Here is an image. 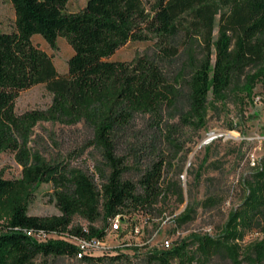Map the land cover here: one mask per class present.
<instances>
[{
    "label": "trees",
    "instance_id": "16d2710c",
    "mask_svg": "<svg viewBox=\"0 0 264 264\" xmlns=\"http://www.w3.org/2000/svg\"><path fill=\"white\" fill-rule=\"evenodd\" d=\"M10 2L14 28L0 29V154L16 153L23 172L14 180L0 176V264H33L38 257L123 263L128 256L119 253L78 260L77 247L71 243L39 242L28 236L34 230L104 238L106 230L95 226L101 217L108 222L117 215L148 217L169 197L182 201L183 190L166 180V164L171 163L160 159L138 181H131L125 178L127 169L115 143L116 132L136 115L175 106L179 84L170 82L155 59L125 62L113 56L151 34L159 40L160 56L175 61L180 55L176 40L183 35L194 69L183 122L204 128L212 102L226 101L239 89L250 95L255 84L264 81V0H88L77 13L66 12L69 0ZM35 37L52 49L60 38L68 42L73 55L67 73H58L52 57L34 43ZM38 85L53 95L52 106L18 116L15 105L20 94ZM81 121L94 130L92 144L110 169L101 184L63 164L52 166L37 159L31 164L25 149L38 123ZM41 184L53 185L60 215H29L30 201ZM244 193L218 236L192 235L170 250L154 249L150 263L193 264L199 258L208 263L219 258L230 264H264V158L244 180ZM76 217L88 227L74 226ZM193 219L191 214L182 215L178 227ZM252 234L261 239L245 245Z\"/></svg>",
    "mask_w": 264,
    "mask_h": 264
},
{
    "label": "rangeland",
    "instance_id": "374dc122",
    "mask_svg": "<svg viewBox=\"0 0 264 264\" xmlns=\"http://www.w3.org/2000/svg\"><path fill=\"white\" fill-rule=\"evenodd\" d=\"M87 2L69 0L66 12L77 13ZM14 22L15 12L10 0H0V29L10 32ZM158 41L154 35L148 34L147 40L130 42L122 47L113 59L131 62L139 57H150L157 60L170 82L179 84V99L175 106L165 105L158 112L136 115L116 132L115 143L117 155L124 160L127 169L126 179L138 181L154 162L165 159L171 163V166L166 164V180L183 190V198L180 201L175 196L169 197L165 205H159L151 214L152 220H145V227H141L138 234L135 228H128L130 240L121 233L107 238L109 254L128 256L120 264H156L150 263L149 253L154 249L164 250L166 240L180 244L192 235L218 236L229 214L243 201L244 180L256 169L252 162L264 158V81L257 82L250 95L239 89L233 91L226 101L212 102L206 126L195 128L183 122L188 111V81L194 72L185 50L187 39L182 35L176 40L180 55L175 61L160 56ZM34 43L52 57L59 74L67 73L73 50L65 39L60 38L55 49L41 37H35ZM176 79L179 82L176 83ZM52 103L53 95L45 85H38L20 94L15 111L18 116L47 111ZM93 138L94 130L83 121L74 125L40 122L33 128L25 149L31 164L36 159L52 166L63 164L70 170H80L101 184L110 169L101 150L92 144ZM22 172L23 166L16 153L0 154L1 177L19 179ZM206 201L215 205L206 207ZM184 214H191L194 219L178 227L177 219ZM29 215H60L54 201L53 185L41 184L36 189L29 204ZM128 218L132 222H141L146 217L133 215ZM73 225L86 228L88 222L76 217ZM95 226L110 234L109 222L103 217ZM258 239H261L258 234H252L244 244ZM197 247V244L192 246L194 250ZM33 264L82 263L69 257H38ZM193 264L230 263L219 258L206 263L199 258Z\"/></svg>",
    "mask_w": 264,
    "mask_h": 264
},
{
    "label": "built area",
    "instance_id": "2783aa9c",
    "mask_svg": "<svg viewBox=\"0 0 264 264\" xmlns=\"http://www.w3.org/2000/svg\"><path fill=\"white\" fill-rule=\"evenodd\" d=\"M261 162V161H260ZM260 162L253 161L252 166L254 168H258ZM140 218H144V216H140ZM145 220H151V217L148 216L143 219L141 222H132L129 220L126 215H117L115 218L109 221L110 234H106L104 238L99 237H80L77 235H73L71 233H67V238H58L56 237V233H47V232H39L32 231L35 239L41 240V242H48L53 240H64L68 243H71L77 247L78 255L77 259L82 260L84 255H91L94 257H103V254H109V245L107 242V238L111 235H119L122 234V237L130 240V236H128V228H135L136 231H141V227H145ZM84 228V227H83ZM87 228V227H86ZM85 228V229H86ZM107 232V231H106ZM175 246V243L172 240H166L163 243L164 250H170Z\"/></svg>",
    "mask_w": 264,
    "mask_h": 264
},
{
    "label": "bare ground",
    "instance_id": "6f19581e",
    "mask_svg": "<svg viewBox=\"0 0 264 264\" xmlns=\"http://www.w3.org/2000/svg\"><path fill=\"white\" fill-rule=\"evenodd\" d=\"M138 233H139V231H136V234H138ZM28 236L35 238L34 235L32 234V232H29L28 233ZM56 237H58V238H67V236H58V235H56ZM36 240L39 241V242H41V240H38V239H36Z\"/></svg>",
    "mask_w": 264,
    "mask_h": 264
}]
</instances>
